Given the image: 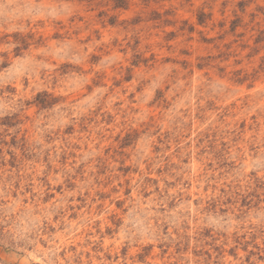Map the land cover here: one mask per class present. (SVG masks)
Instances as JSON below:
<instances>
[{
	"label": "rangeland",
	"instance_id": "rangeland-1",
	"mask_svg": "<svg viewBox=\"0 0 264 264\" xmlns=\"http://www.w3.org/2000/svg\"><path fill=\"white\" fill-rule=\"evenodd\" d=\"M0 264H264V0H0Z\"/></svg>",
	"mask_w": 264,
	"mask_h": 264
},
{
	"label": "trees",
	"instance_id": "trees-1",
	"mask_svg": "<svg viewBox=\"0 0 264 264\" xmlns=\"http://www.w3.org/2000/svg\"><path fill=\"white\" fill-rule=\"evenodd\" d=\"M123 4H118V6H122Z\"/></svg>",
	"mask_w": 264,
	"mask_h": 264
}]
</instances>
